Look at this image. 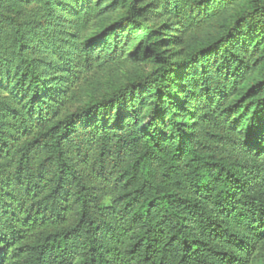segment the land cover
<instances>
[{
	"label": "trees",
	"instance_id": "1",
	"mask_svg": "<svg viewBox=\"0 0 264 264\" xmlns=\"http://www.w3.org/2000/svg\"><path fill=\"white\" fill-rule=\"evenodd\" d=\"M145 1L41 0L67 50L13 27L0 56V264H253L264 249V0ZM119 2L125 14L89 34ZM147 16L184 57L159 49ZM134 36L154 69L79 104Z\"/></svg>",
	"mask_w": 264,
	"mask_h": 264
},
{
	"label": "rangeland",
	"instance_id": "2",
	"mask_svg": "<svg viewBox=\"0 0 264 264\" xmlns=\"http://www.w3.org/2000/svg\"><path fill=\"white\" fill-rule=\"evenodd\" d=\"M150 4L151 0L143 2V9H146ZM126 10L127 7L122 6L119 2L114 11L104 18L89 34L97 33L101 27L103 29L105 26L111 25L125 14ZM242 10H247L245 3H239L232 9L231 13L236 15ZM144 20L156 31V37L160 41L159 49L170 60L175 61L185 56L183 52L187 51H184V48L175 43V33L173 30L167 29V23L164 22V19L147 16L144 17ZM16 25L22 29L25 40L33 46L51 44L61 50L68 49V36H64L61 30L55 26L53 20L49 17V10L41 0H0V56H8L12 53L14 44L13 27ZM139 46H142L141 38L134 36L126 46V54H130V57L124 64L100 72L90 77L87 82L84 81L78 88L79 104L100 97L121 86L126 81L134 80L140 75L151 72L156 63L149 54L143 55L138 52ZM181 89L180 87L176 90L172 95L173 99H182ZM151 100L152 98L145 100L147 105ZM253 264H264V249L256 254Z\"/></svg>",
	"mask_w": 264,
	"mask_h": 264
}]
</instances>
